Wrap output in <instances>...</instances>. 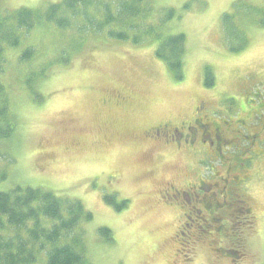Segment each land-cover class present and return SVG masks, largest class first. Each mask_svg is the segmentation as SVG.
<instances>
[{
    "label": "rangeland",
    "instance_id": "374dc122",
    "mask_svg": "<svg viewBox=\"0 0 264 264\" xmlns=\"http://www.w3.org/2000/svg\"><path fill=\"white\" fill-rule=\"evenodd\" d=\"M237 1H151L155 10L178 12L165 32L186 37L180 81L155 58L149 45L138 48L102 38L105 35L78 43L71 39L73 33L61 38L54 27L41 28L28 36L29 43L36 45L39 65L47 70L36 88L43 97L38 104L24 88L27 66L18 61L20 51L7 50L0 82L7 89L19 133L14 142L0 144L1 151L14 153L13 159L0 157V171L9 170L0 190L29 186L80 201L94 218L82 225L85 255L91 264H264V158L250 161L249 166L245 163L247 174L252 175L245 194L254 217L225 224V230L236 228L233 242L211 237L216 232L213 225L218 228L220 223H206L211 236L203 233L197 240L187 231L185 237H177L185 221H177L174 210L157 202L166 182L189 176L185 160L174 156L147 164L148 147L133 140L145 127L190 111L200 101L208 100L209 107L219 98L223 107L229 106L228 99L240 102L245 89L254 98L264 92V0H240L244 8L238 11L242 18L238 24L244 26L248 45L236 52L233 49L243 41L228 40L222 18L234 11ZM59 2L0 0V15L9 16L20 7L45 9ZM187 3L190 9L182 11ZM232 23L235 26L236 20ZM207 70L214 79L212 87L205 85ZM243 131L247 142L240 144L241 152L233 150L229 155L235 167L246 161L248 142L257 135ZM256 140L254 151L264 153V133ZM215 164L217 176H222L225 167ZM203 169L205 176L210 174ZM123 200L128 204L118 212L114 205ZM102 228L112 232V243L104 242L99 234ZM225 250L232 254L224 257Z\"/></svg>",
    "mask_w": 264,
    "mask_h": 264
},
{
    "label": "trees",
    "instance_id": "16d2710c",
    "mask_svg": "<svg viewBox=\"0 0 264 264\" xmlns=\"http://www.w3.org/2000/svg\"><path fill=\"white\" fill-rule=\"evenodd\" d=\"M151 1L61 0L45 9L20 7L9 16L0 15V76L4 71L7 50H19L18 61L27 66V75L23 79L24 88L35 95L38 104L43 103V97L37 94L36 88L45 79L47 70L44 65H39L36 45L29 43L28 36L37 29L54 27L61 38L69 32L73 33L71 39L78 43H84L91 36L99 38L105 35L102 38L130 43L138 48L149 45L147 47L154 51L155 58L164 62L174 79L180 81L184 77L186 37L183 34L169 35L165 32L166 24L174 20L178 12L171 8L155 10ZM242 2H235L234 11L225 13L222 18L228 40L243 41L241 47L233 49L236 52L244 50L248 45L244 26L238 24V19L239 22L242 21L238 13L244 8ZM190 7L191 4L187 3L182 11H188ZM233 19L236 20V28L232 23ZM64 53L66 54V50ZM60 61L65 64L69 62L64 58ZM36 63L38 65L34 66ZM205 85H214L210 70L206 72ZM6 91V87L0 82V144L14 142L19 133L17 119L11 110L12 103ZM244 91L240 102L228 99L225 103H229V106L221 107L218 98L214 106H219L224 114L238 112L241 104L246 108H258L259 103L254 100L260 92L254 98L246 89ZM237 114L242 122V126L236 128L241 134L240 144L247 142L244 138L248 135L243 130L249 133L253 131V134L264 130V116L261 115L260 119L259 114ZM248 144L251 146L244 154L247 159H242L241 162H247L249 166L250 161H261L264 153L257 154L254 151L256 145L252 142ZM241 155L243 154L235 155V161L238 156L241 159ZM6 156L13 159L14 153L12 150H0V157ZM8 176L9 170L4 167L0 171V184ZM110 198L105 199L109 202ZM127 204L128 201L123 200L119 205H114L115 210L120 212ZM93 219V214L80 201L67 199L52 191L29 186L0 190V264H91L85 255L82 225L91 223ZM99 234L104 242L112 243V232L109 229L102 228Z\"/></svg>",
    "mask_w": 264,
    "mask_h": 264
},
{
    "label": "flooded vegetation",
    "instance_id": "af4514ba",
    "mask_svg": "<svg viewBox=\"0 0 264 264\" xmlns=\"http://www.w3.org/2000/svg\"><path fill=\"white\" fill-rule=\"evenodd\" d=\"M256 98L254 102L259 103L258 108H246L241 104L235 114H224L219 106L207 107L208 100L200 101L190 111L147 126L134 136L133 140L141 141L146 149L148 147L144 157L147 164L155 159L175 156L183 158L188 167L186 174L189 176L181 175L166 182L157 196L161 207L174 210L177 221H185L183 230L180 233L177 231V237L180 234L185 237L186 231L197 240L200 235L203 237V233L211 236V232L207 231L208 226L220 223L222 225L218 228L213 225L216 232L211 237L230 241L231 235L236 234V228L230 225V229L225 230V224L232 219L245 220L253 216L245 194L250 177L247 167L242 162L235 167L233 156L229 155L233 150L241 152V134L237 127L242 126V122L237 113L264 116V92ZM262 133L264 130L258 132V137ZM257 135L252 138L254 145H257ZM244 139L247 140V137ZM216 162L225 167L222 176H217ZM203 168L210 174L205 176ZM206 223L208 226L205 227ZM194 230L196 232L193 234ZM235 241H240L238 236H235ZM228 254H232V251L223 252L224 257Z\"/></svg>",
    "mask_w": 264,
    "mask_h": 264
}]
</instances>
